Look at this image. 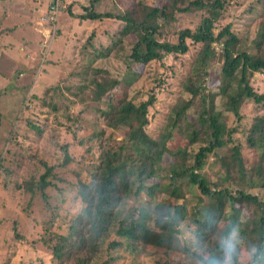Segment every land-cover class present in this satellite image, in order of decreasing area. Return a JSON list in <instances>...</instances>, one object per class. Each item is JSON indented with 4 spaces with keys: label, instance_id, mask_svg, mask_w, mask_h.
<instances>
[{
    "label": "trees",
    "instance_id": "obj_1",
    "mask_svg": "<svg viewBox=\"0 0 264 264\" xmlns=\"http://www.w3.org/2000/svg\"><path fill=\"white\" fill-rule=\"evenodd\" d=\"M97 1L92 0L91 5L85 6L84 13L71 15L81 21L116 19L124 22L114 46L120 45L129 35L138 34L129 59L144 70L151 62L162 61L168 55L187 54L188 40L201 44V48L182 81L183 91L189 98L172 107L158 138L151 137L146 130L149 108L157 100L155 93L139 103L123 94L117 104L108 100L105 108L97 109L107 128L113 132L126 128L127 132L121 144L101 145L98 164L90 171V179L78 180L77 196L82 207L70 219L67 231L58 234L46 229L52 232L45 243L50 244L53 263L93 264L112 233L118 239L109 243L110 252L124 250L140 255L148 246H154L184 254L189 264H211V259L206 257L219 260V237L230 232L232 227L238 228L242 250L256 246L264 251V201L251 192L264 190V115L254 119L245 136V144L236 139V127H228L224 117V113H232L240 121L241 108L247 100L264 106V92L257 93L249 81L252 73L264 71V56L238 50L241 39L230 26L215 33L228 0H172L170 6L149 8L138 3L119 15L95 11ZM194 9H205L207 13L195 30L180 31L176 43L159 41V18L170 19L175 11L187 13ZM93 39L92 34L88 43ZM215 42L222 43L224 49L219 93L206 89L208 69L217 57L213 48ZM254 42L256 48L262 47L264 30ZM114 51L113 47L93 48L86 70L94 77L90 84L78 87L81 94L87 86L93 87L92 99L102 102L121 84L118 79L108 78L105 71L93 69L98 60L109 58ZM142 74L132 72L123 82L132 87ZM2 94L0 91V97ZM219 96L225 100L222 111L216 106ZM25 101L23 98L19 113L25 108ZM195 101H199L201 112L193 119L188 112ZM37 131L41 132L38 128ZM175 133L178 135L176 143L173 142ZM11 135L12 131L8 140ZM100 135H105V131ZM104 138L110 141L112 137ZM196 144H200L198 151L191 152L190 147ZM218 151L226 153L220 155ZM166 155L174 161L164 165ZM212 155L216 157L215 164L221 165L215 173L216 179L206 170ZM68 161L66 157L65 162ZM52 176L53 168L50 167L39 180L41 191L53 186L49 180ZM153 179L158 181L149 184ZM194 189L200 194L197 205L190 212L187 198L193 195ZM158 193L181 199L182 203H156L154 199ZM143 194L149 200L145 205L126 210L130 197ZM43 198H46L45 193ZM111 261L109 258L102 264H112Z\"/></svg>",
    "mask_w": 264,
    "mask_h": 264
},
{
    "label": "rangeland",
    "instance_id": "obj_2",
    "mask_svg": "<svg viewBox=\"0 0 264 264\" xmlns=\"http://www.w3.org/2000/svg\"><path fill=\"white\" fill-rule=\"evenodd\" d=\"M91 1L58 0L56 20L49 22L47 0L44 5H40L41 0H0V9L6 6L10 14V11H16L14 15L23 19L33 13V18H36L34 22L37 23L31 28L33 30L26 26L29 20L23 23L13 20V23L4 26L6 30L17 27V32L11 38L18 45L9 43L16 49L15 57H0V91L3 92L0 97V264H54L50 244H46L45 239L49 241L52 232L65 233L70 219L80 211L82 202L77 196V183L79 179H90V171L98 164L101 145L121 144L127 132L126 128L115 132L107 128L98 108H105L108 100L117 104L123 94L139 103L155 93L157 100L149 108L146 130L151 137L158 138L167 124L172 107L182 99L189 98L183 91L182 81L191 69L201 44L188 40L187 54L168 55L162 61L151 62L144 70L129 59L138 34L133 33L120 45L114 46L125 26L124 22L116 19L81 21L71 15L84 13L83 8L91 5ZM138 3L149 8L170 6L173 1L98 0L94 9L100 13L119 15ZM39 6L42 10L35 13L34 7ZM263 12L264 0H228L215 33L230 26L231 31L241 39L238 50L245 49L264 56V43L258 49L254 42L264 30ZM206 15L205 9H194L187 13L175 11L170 19L159 18V41L178 42L180 31L195 30ZM92 34L94 39L88 43ZM20 39L24 44L33 41L32 51ZM100 47H113L116 51L109 58L98 60L93 69L105 71L108 78L118 79L121 84L109 92L102 102H97L92 99L93 87L87 86L82 94L78 87L90 84L94 77L86 69L93 48ZM213 48L217 57L208 69L206 89L207 92L219 93L224 49L220 42H215ZM135 71L143 74L138 82L128 87L123 81ZM249 81L257 93L264 92V71L252 73ZM23 98L26 100L25 110L19 113ZM224 102L222 96L217 97L219 111L224 110ZM199 111V101H195L188 113L194 119L199 116ZM241 115L238 121L232 113H224L228 127H236V139L243 144L254 119L264 115V106L247 100L241 108ZM102 130L105 131L103 136L100 135ZM104 137L112 138L109 141ZM173 137V142H178L176 133ZM199 146L193 145L190 151L197 152ZM225 153L218 151L220 155ZM66 157L68 162H65ZM173 161V157L166 155L163 164ZM208 161L206 170L212 179H216L215 173L221 165L215 164V155ZM50 167L53 168V176L49 180L53 186L43 192L38 187L39 180ZM157 181L153 179L149 184ZM251 192L264 201L263 189ZM199 194V190L194 189L193 195H188L190 212L197 205ZM148 201L145 194L130 197L126 210L145 205ZM154 202L179 204L182 200L158 193ZM47 228L52 232H47ZM114 239L118 238L112 233L93 264H102L109 258L112 264H189L190 261L182 253L166 252L154 246H148L140 255L124 250L110 252L108 246Z\"/></svg>",
    "mask_w": 264,
    "mask_h": 264
},
{
    "label": "clouds",
    "instance_id": "obj_3",
    "mask_svg": "<svg viewBox=\"0 0 264 264\" xmlns=\"http://www.w3.org/2000/svg\"><path fill=\"white\" fill-rule=\"evenodd\" d=\"M219 249L221 257L219 260L211 259V264H264V251L256 246L242 250L241 240L238 237V228L232 227L230 232L220 235Z\"/></svg>",
    "mask_w": 264,
    "mask_h": 264
},
{
    "label": "crops",
    "instance_id": "obj_4",
    "mask_svg": "<svg viewBox=\"0 0 264 264\" xmlns=\"http://www.w3.org/2000/svg\"><path fill=\"white\" fill-rule=\"evenodd\" d=\"M41 4L40 5H44L45 0H41ZM58 5V0H47V7H51V5ZM11 6V5H8ZM4 9V10H3ZM3 9H0V57H6L5 59H10L12 57H15L16 55H14V53L16 52V49H14L13 45H10L9 43H13L18 45V43H16L14 40H12L11 37H13V35L15 34L14 32L16 31L17 27L14 28L13 30H6V28L4 29V26L7 23H13V20H16L17 22L23 23L26 20H29L28 23L26 24V26L28 25L29 28L31 29L33 26L35 27L37 25V23L35 24L34 20H36V18H33V13H30L29 17L26 19H23L22 17H17L16 15H14V13H16V11H10L12 14H10L8 11V9H6V6L3 7ZM42 10V7H34V12H38V11ZM4 11V12H3ZM14 12V13H13ZM20 18V19H18ZM33 30V29H31ZM17 32V31H16ZM21 36V35H20ZM21 41V39H20ZM22 42V41H21ZM31 41L26 42V44H28V47L31 48L32 51V44L33 41L30 43ZM23 43V42H22ZM30 43V44H29ZM24 44V43H23ZM24 44V46L26 45ZM27 46V45H26ZM23 47V46H22ZM25 74H23L24 76Z\"/></svg>",
    "mask_w": 264,
    "mask_h": 264
},
{
    "label": "built area",
    "instance_id": "obj_5",
    "mask_svg": "<svg viewBox=\"0 0 264 264\" xmlns=\"http://www.w3.org/2000/svg\"><path fill=\"white\" fill-rule=\"evenodd\" d=\"M59 12V8L58 5H52L49 9V13L47 16V19L49 22H53L54 20H56L57 14Z\"/></svg>",
    "mask_w": 264,
    "mask_h": 264
},
{
    "label": "water",
    "instance_id": "obj_6",
    "mask_svg": "<svg viewBox=\"0 0 264 264\" xmlns=\"http://www.w3.org/2000/svg\"><path fill=\"white\" fill-rule=\"evenodd\" d=\"M56 1V0H55Z\"/></svg>",
    "mask_w": 264,
    "mask_h": 264
}]
</instances>
